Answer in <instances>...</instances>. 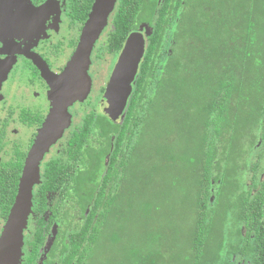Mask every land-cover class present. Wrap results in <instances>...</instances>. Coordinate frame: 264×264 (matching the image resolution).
Here are the masks:
<instances>
[{
	"label": "flooded vegetation",
	"instance_id": "flooded-vegetation-1",
	"mask_svg": "<svg viewBox=\"0 0 264 264\" xmlns=\"http://www.w3.org/2000/svg\"><path fill=\"white\" fill-rule=\"evenodd\" d=\"M95 1L0 0V69L9 67L0 86V236L27 157L56 99L41 68L56 76L64 72ZM152 2L162 0H114L89 54L87 94L67 106L58 135L39 161L20 264H65L74 230L100 226V194L126 203L123 186L133 179L137 156H146L151 136L137 97L152 46ZM136 32L143 36V55L127 102L114 118L106 93L127 39ZM256 117L237 128L224 162L213 155L209 164L207 208L230 254L227 264H264V110Z\"/></svg>",
	"mask_w": 264,
	"mask_h": 264
},
{
	"label": "trees",
	"instance_id": "trees-1",
	"mask_svg": "<svg viewBox=\"0 0 264 264\" xmlns=\"http://www.w3.org/2000/svg\"><path fill=\"white\" fill-rule=\"evenodd\" d=\"M151 14L137 97L150 127L147 154L123 186L126 203L100 194V226L75 229L62 263L231 259L207 208L209 164L213 155L224 162L237 128L264 110V0H162Z\"/></svg>",
	"mask_w": 264,
	"mask_h": 264
},
{
	"label": "water",
	"instance_id": "water-1",
	"mask_svg": "<svg viewBox=\"0 0 264 264\" xmlns=\"http://www.w3.org/2000/svg\"><path fill=\"white\" fill-rule=\"evenodd\" d=\"M114 0H96L81 41L64 72L56 76L41 68L43 77L52 86L55 103L50 116L39 132L27 157L25 169L19 182L14 204L0 236V264H20L23 245V231L31 207V190L38 178V164L48 145L58 135L67 106L80 96L85 97L89 88V54ZM149 33V32H148ZM144 40L141 33L131 34L113 70L105 103L112 117H118L131 92V83L136 75L143 55ZM9 67L0 69V86ZM79 94V96H78Z\"/></svg>",
	"mask_w": 264,
	"mask_h": 264
},
{
	"label": "rangeland",
	"instance_id": "rangeland-1",
	"mask_svg": "<svg viewBox=\"0 0 264 264\" xmlns=\"http://www.w3.org/2000/svg\"><path fill=\"white\" fill-rule=\"evenodd\" d=\"M0 35H4V34H3V31H1V30H0ZM7 36H8V35H7ZM2 37H3V36H2ZM2 37H1V39H2ZM7 38H8V39H11V36H8ZM1 39H0V40H1Z\"/></svg>",
	"mask_w": 264,
	"mask_h": 264
}]
</instances>
